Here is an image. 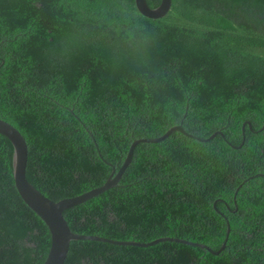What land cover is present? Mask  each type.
<instances>
[{"label": "trees", "instance_id": "1", "mask_svg": "<svg viewBox=\"0 0 264 264\" xmlns=\"http://www.w3.org/2000/svg\"><path fill=\"white\" fill-rule=\"evenodd\" d=\"M0 120L53 202L100 187L135 140L191 136L136 144L113 187L62 212L74 234L215 252L229 228L217 255L78 240L65 264H264V0H171L155 22L133 0H0ZM5 140L0 264H42Z\"/></svg>", "mask_w": 264, "mask_h": 264}, {"label": "water", "instance_id": "2", "mask_svg": "<svg viewBox=\"0 0 264 264\" xmlns=\"http://www.w3.org/2000/svg\"><path fill=\"white\" fill-rule=\"evenodd\" d=\"M135 9L140 14L141 19L149 21H157L166 17V14L171 5V0H160L157 7L151 9L146 6V0H133ZM241 125V130L243 129ZM248 125V124H247ZM179 132L186 137H191L182 131L180 126H173L168 128L161 136L153 139H138L130 143L125 153V156L121 162L120 167L115 172L111 169L109 176L106 178L105 182L97 188L86 191L80 195L64 198L53 202L45 198L40 192L27 180L26 175V144L22 136L18 131L12 127L10 124L0 120V136L4 137L6 140V159H7V175L15 189V192L19 196L23 204L35 214L40 221L44 224L49 235V247L46 256L42 264H65L69 242L70 241H99L108 244H114L117 246H137V247H147L160 242H174L179 244L192 245L193 247L204 249L210 254L217 255L223 250L226 238L229 233L228 225L226 224L225 237L220 245L219 249L215 252H211L206 246L198 243H191L176 238L161 237L151 240L147 243H136L133 241H115L107 240L105 238L97 236H86L78 235L70 232L66 221L62 217V212L73 206L84 203L85 201L99 195L105 190L113 187L118 181L121 173L126 168L131 158L133 148L138 143H158L165 139L171 132ZM213 133L208 138L201 140L195 138L199 142L209 141L214 135ZM219 134V133H218Z\"/></svg>", "mask_w": 264, "mask_h": 264}]
</instances>
